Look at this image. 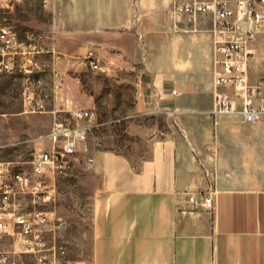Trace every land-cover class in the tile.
<instances>
[{
    "label": "crops",
    "instance_id": "0c3cea01",
    "mask_svg": "<svg viewBox=\"0 0 264 264\" xmlns=\"http://www.w3.org/2000/svg\"><path fill=\"white\" fill-rule=\"evenodd\" d=\"M143 4L54 0L55 53L136 58ZM199 32L206 42L191 37ZM162 44L174 53L175 69L142 73L138 98L144 107L152 103L149 112L173 116L177 131L148 137L144 155L91 158L102 188L92 205L90 264H264V120L211 116L208 31L171 33ZM208 72L209 86H200ZM166 85L179 94L164 92ZM199 191L212 195L213 207L189 200Z\"/></svg>",
    "mask_w": 264,
    "mask_h": 264
},
{
    "label": "built area",
    "instance_id": "2783aa9c",
    "mask_svg": "<svg viewBox=\"0 0 264 264\" xmlns=\"http://www.w3.org/2000/svg\"><path fill=\"white\" fill-rule=\"evenodd\" d=\"M23 2L0 0V74L25 80V111H45L46 99L55 95V84L51 92L44 89L43 69L35 58L47 50L43 36L28 33L20 38L9 20ZM40 2L48 9L54 0ZM171 17L175 29L211 34V116H236L244 123L264 120V77L253 79L250 74L254 43L264 35V0H173ZM48 50L55 52L53 45ZM82 61L90 69L100 67L92 50L86 51ZM51 72L55 73L53 67ZM163 90L179 94L174 85ZM140 93L138 89V97ZM49 112L50 127L38 136L42 146L32 153L27 167L0 159V264H20L16 256L25 253L40 264H90L67 256L61 232L64 220L55 209V175L64 171L92 128L100 124L98 114L93 107H54ZM197 196L198 200L193 195L189 200L213 207L210 193L199 191Z\"/></svg>",
    "mask_w": 264,
    "mask_h": 264
},
{
    "label": "rangeland",
    "instance_id": "374dc122",
    "mask_svg": "<svg viewBox=\"0 0 264 264\" xmlns=\"http://www.w3.org/2000/svg\"><path fill=\"white\" fill-rule=\"evenodd\" d=\"M172 4L173 0H144L145 16L136 14L143 32L137 57L112 54V60L99 58L100 67L95 70L88 68L82 59L58 57L48 50L53 41L54 11L45 9L40 0H24L9 16L20 38L28 33L42 34L47 50L35 58L43 69L44 89L51 92L55 84V95L46 99L45 111H25L22 99L25 80L0 74V159L12 161L16 167H27L32 153L42 146L38 136L48 131L52 121L49 110L54 107H93L98 114L100 124L92 128L64 171L55 175V209L64 220L62 242L71 259L90 262L92 205L102 188L101 176L94 170L91 158L106 151L133 157L144 155L148 137L176 134L173 116L149 112L137 96L142 73L175 69L174 53L167 52L162 44L171 33L182 31L173 24ZM191 37L202 43L207 41L204 32ZM254 47L250 71L253 79L264 77V35L258 36ZM209 82L208 72L199 85L208 87ZM16 260L20 264H40L27 253L16 256Z\"/></svg>",
    "mask_w": 264,
    "mask_h": 264
}]
</instances>
